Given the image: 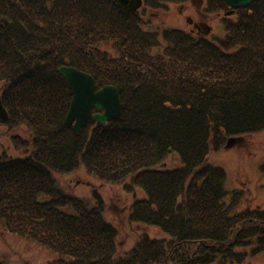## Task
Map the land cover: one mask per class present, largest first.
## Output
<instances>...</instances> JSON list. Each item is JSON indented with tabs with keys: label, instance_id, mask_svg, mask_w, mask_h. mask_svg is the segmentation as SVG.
<instances>
[{
	"label": "trees",
	"instance_id": "obj_1",
	"mask_svg": "<svg viewBox=\"0 0 264 264\" xmlns=\"http://www.w3.org/2000/svg\"><path fill=\"white\" fill-rule=\"evenodd\" d=\"M141 1L150 12L188 0ZM225 8L207 0L209 12ZM142 19L113 0H0L4 125L31 137L18 139L27 155L0 162V227L53 253L54 264L233 263L232 251L253 239L264 250V211H237L242 191L228 192L224 170L206 163L229 139L264 131V0L223 19L216 43L164 30L160 52ZM62 66L89 74L98 89L117 88L120 117L88 121L79 133L66 126L71 94ZM171 156L179 165L162 168ZM80 165L105 182L129 179L144 196L128 221L163 239L142 235L117 256V232L97 193L89 207L56 185L54 175Z\"/></svg>",
	"mask_w": 264,
	"mask_h": 264
},
{
	"label": "rangeland",
	"instance_id": "obj_2",
	"mask_svg": "<svg viewBox=\"0 0 264 264\" xmlns=\"http://www.w3.org/2000/svg\"><path fill=\"white\" fill-rule=\"evenodd\" d=\"M206 9L207 0H188L183 4H171L166 10L143 12L140 7L137 12L143 18V29L156 34L160 47L154 51L160 52L164 46L160 40L161 33L167 29H178L215 43L224 39L222 11L225 9L221 12H209ZM235 19V15L228 17L230 22ZM108 52L114 55L111 49ZM18 139L29 142L31 137L24 127L9 129L0 123V162L5 158H21L29 153L28 149L19 144ZM206 163L224 170V187L228 192L242 191V201L237 205V211H264V174L261 172V165L264 164V131L246 135L228 149L222 147L219 151H210ZM178 165L176 157L171 156L161 167L175 168ZM54 179L63 195L81 199L89 207L97 205L99 200L93 197V193H97L102 201L106 222L117 232V256L123 257L136 247L142 235L163 239L157 228L128 221L134 199L144 196L140 189L132 186L129 179L119 184L105 182L88 174L82 165L69 174L54 175ZM125 185H128V190ZM63 212L70 213L68 209ZM256 249V240L253 239L249 244H243L232 251L233 254L237 253L235 258L239 259L238 262L234 261L235 258L233 263L223 258L216 259L213 264H264V250ZM193 251L194 248L186 250V253L191 254ZM55 260L53 253L32 241L9 234L0 227V264H54Z\"/></svg>",
	"mask_w": 264,
	"mask_h": 264
},
{
	"label": "water",
	"instance_id": "obj_3",
	"mask_svg": "<svg viewBox=\"0 0 264 264\" xmlns=\"http://www.w3.org/2000/svg\"><path fill=\"white\" fill-rule=\"evenodd\" d=\"M118 5L127 6L130 11H135L139 0H113ZM231 9L225 16L233 14L234 10L249 6L257 0H218ZM59 75L66 81L71 93V101L65 116V124L72 128L74 133H79L88 122L105 124L106 121L116 120L120 117L121 105L119 92L114 86H103L96 89L94 79L73 67L62 66ZM95 110V111H93ZM7 121V113L0 99V122ZM235 140L230 139L226 148L231 147Z\"/></svg>",
	"mask_w": 264,
	"mask_h": 264
}]
</instances>
